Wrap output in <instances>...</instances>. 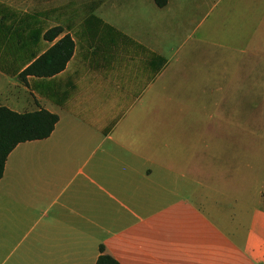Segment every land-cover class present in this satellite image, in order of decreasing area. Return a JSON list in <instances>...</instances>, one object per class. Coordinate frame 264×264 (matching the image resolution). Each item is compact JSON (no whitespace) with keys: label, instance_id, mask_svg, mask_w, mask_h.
<instances>
[{"label":"crops","instance_id":"obj_1","mask_svg":"<svg viewBox=\"0 0 264 264\" xmlns=\"http://www.w3.org/2000/svg\"><path fill=\"white\" fill-rule=\"evenodd\" d=\"M49 2L0 0V106L59 116L49 137L19 143L6 160L0 264H95L101 247L120 264H264L257 178L236 176L230 163L218 171L226 148L208 113L192 115V127L175 112L116 113L138 87L185 82L166 74L175 72L162 41L171 33L156 30L170 0L132 34L94 14L72 30L61 13L48 20ZM55 26L73 38L72 58L24 83L33 55L61 38L44 39Z\"/></svg>","mask_w":264,"mask_h":264},{"label":"rangeland","instance_id":"obj_2","mask_svg":"<svg viewBox=\"0 0 264 264\" xmlns=\"http://www.w3.org/2000/svg\"><path fill=\"white\" fill-rule=\"evenodd\" d=\"M46 8L49 21L61 13V22L72 30L94 14L93 20L99 17L127 34L142 32L138 25L148 24L152 12L165 10L154 0H51ZM169 10L156 30L160 36L171 33L162 41L175 72L166 74L184 84L176 88L156 80L138 87L133 97L116 105V113L129 118L134 112H175L184 127L194 125L192 115L208 113L210 126L219 133L217 143L226 148L218 153L219 164L226 161L218 171L227 173L230 163L236 176L257 178L264 208V0H170ZM141 16H147L146 22ZM179 65L186 66L177 71ZM152 96L159 98L153 101Z\"/></svg>","mask_w":264,"mask_h":264},{"label":"trees","instance_id":"obj_3","mask_svg":"<svg viewBox=\"0 0 264 264\" xmlns=\"http://www.w3.org/2000/svg\"><path fill=\"white\" fill-rule=\"evenodd\" d=\"M163 7L168 0H154ZM64 32L61 26H55L44 33V39L53 41ZM75 42L69 33L61 36L42 54L33 55L34 60L23 71L19 78L24 83L29 75L35 77H52L64 70L72 58ZM59 120L58 114L45 108L35 111L18 112L7 106H0V179L3 176L6 160L11 151L21 142L44 139L49 137ZM95 264H120L110 254L104 252Z\"/></svg>","mask_w":264,"mask_h":264}]
</instances>
